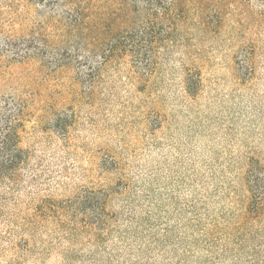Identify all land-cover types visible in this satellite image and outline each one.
I'll use <instances>...</instances> for the list:
<instances>
[{"label":"rangeland","instance_id":"1","mask_svg":"<svg viewBox=\"0 0 264 264\" xmlns=\"http://www.w3.org/2000/svg\"><path fill=\"white\" fill-rule=\"evenodd\" d=\"M82 1L92 24L122 2ZM58 2L0 0L25 151L0 182V264H264V0H177L160 41L130 32L135 57L101 66L116 32H59Z\"/></svg>","mask_w":264,"mask_h":264},{"label":"trees","instance_id":"2","mask_svg":"<svg viewBox=\"0 0 264 264\" xmlns=\"http://www.w3.org/2000/svg\"><path fill=\"white\" fill-rule=\"evenodd\" d=\"M58 1L60 4H67L66 13L62 14L58 20L59 32H68L78 37H81L79 36L81 34L84 35V32H116L111 36L105 34L97 43V51L88 52L90 55L94 54L95 59H99L97 65L100 66L123 56L135 57L133 50L128 49L127 45L125 46L130 32H140L141 38L149 37V45L160 41L162 39L161 32H166L165 27L172 28L174 25L173 12L175 4H178L177 0H121L120 12H117L114 18L112 15L107 19L98 16L97 24H92L85 2L82 0ZM178 9H181L180 5ZM129 20H132V23L130 22L131 25L127 29H111L112 24L125 23ZM130 26L131 28H129ZM141 55L143 54L137 52L138 58ZM148 61L147 59L138 60L139 64L136 69L146 71ZM83 67L78 70V73L74 72V75L79 76L81 80L89 78L91 72L98 73L100 69L99 66ZM59 68H64V65ZM21 112L19 103L14 99L0 103V182L13 176L25 159V151L19 146L17 134L20 124L15 120V117ZM248 183H251L249 187L251 199L262 200L263 195L259 192V187H264V179L255 178ZM95 200L96 197L86 196L77 206L93 213L95 212Z\"/></svg>","mask_w":264,"mask_h":264}]
</instances>
